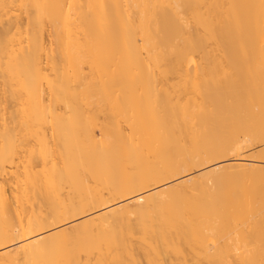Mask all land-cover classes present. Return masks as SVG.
I'll use <instances>...</instances> for the list:
<instances>
[{"label":"bare ground","instance_id":"1","mask_svg":"<svg viewBox=\"0 0 264 264\" xmlns=\"http://www.w3.org/2000/svg\"><path fill=\"white\" fill-rule=\"evenodd\" d=\"M0 264H264V0H0Z\"/></svg>","mask_w":264,"mask_h":264}]
</instances>
